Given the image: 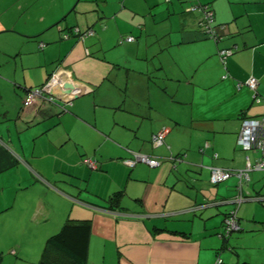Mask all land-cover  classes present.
Instances as JSON below:
<instances>
[{
    "label": "crops",
    "instance_id": "1",
    "mask_svg": "<svg viewBox=\"0 0 264 264\" xmlns=\"http://www.w3.org/2000/svg\"><path fill=\"white\" fill-rule=\"evenodd\" d=\"M195 2L226 27L218 42L199 31L197 13L174 26L167 16L156 21L151 9L162 10V0H0V248L10 228L32 233V244L71 219L90 221L88 264H264V174L250 173L240 230L226 243L216 235L237 180L208 181L211 167L242 170L257 158L236 142L242 120L258 119L264 106L236 84L254 77L264 96V0ZM147 20L161 24L152 35L163 42L151 51ZM73 27L93 36L64 39ZM223 49L235 50L224 64ZM56 71L83 95L24 108V92ZM132 153L162 163L130 168ZM178 155L185 163L174 169L167 158Z\"/></svg>",
    "mask_w": 264,
    "mask_h": 264
},
{
    "label": "built area",
    "instance_id": "2",
    "mask_svg": "<svg viewBox=\"0 0 264 264\" xmlns=\"http://www.w3.org/2000/svg\"><path fill=\"white\" fill-rule=\"evenodd\" d=\"M204 7H190L189 11L201 13L200 17V31L208 38L219 41L226 32V27L224 25L216 26L213 25V14L210 11L205 12ZM70 36L76 37L78 40H84L93 36L92 30H81L77 27L72 28L69 32L64 34L63 38L67 39ZM126 43H131L134 41L133 37H126L124 39ZM42 44L40 47L42 48ZM232 55L231 49H224L219 51L218 56L222 64L225 63L227 57ZM227 78L226 75L223 79ZM65 84H71L73 86L72 90H66L64 88ZM258 81L251 77L246 82H238L236 84V89L240 90L246 87L253 93V102L256 104L262 103L264 106V96H260L256 93ZM83 87L74 82L72 79H66L65 75L61 72L52 73L48 80L40 87L36 89H28L24 92L22 105L24 108L31 106L37 101H43L47 104H54L56 99L70 103L71 99L76 95L83 94ZM164 131L159 132L151 137V144L153 147H158L163 144ZM237 146L244 152L256 153L257 158L251 162L248 157H246L245 167L242 170H227L221 168H211L209 182L212 185L220 184L231 177H235L238 180L237 194L231 200L234 205V209L230 211L228 216L223 221V234L228 237L231 233L238 231L240 229L237 218L236 210L239 204L249 199L248 194L242 193L241 187L244 183L249 182L251 172H262L264 173V113L258 119H244L241 122L239 133L237 136ZM205 148L208 147L206 143ZM131 158L125 160V164L133 168L137 164H143L150 168L158 167L161 165L162 161L155 157H151L141 153H132ZM216 158V154L213 156ZM167 161H172L173 166L180 162V158L170 157ZM84 166L91 170L97 169V164L95 160L90 158H85L81 162ZM175 164V165H174ZM221 238L222 236L219 235ZM213 264H223L220 257H217Z\"/></svg>",
    "mask_w": 264,
    "mask_h": 264
},
{
    "label": "trees",
    "instance_id": "3",
    "mask_svg": "<svg viewBox=\"0 0 264 264\" xmlns=\"http://www.w3.org/2000/svg\"><path fill=\"white\" fill-rule=\"evenodd\" d=\"M190 7H201V8L204 7L205 8L204 9L205 12L210 11L213 14V11L210 9L208 4H196V3H194V4H191ZM190 7L186 11V13H188V14H190V13H198L200 15V17H201V13L189 11ZM200 23L201 22H200V19H199V21H198V29H199V31H200V26H201ZM213 25H216V26H221L222 25V24H216L215 23L214 14H213ZM88 30H91V29H88ZM202 35L205 38L210 39L207 36H205L203 33H202ZM210 40H212V39H210ZM214 42L216 43V41H214ZM231 50H232V54H233L235 50H233V49H231ZM171 157H174V158H177V159L180 158V160L182 162H184V159H183L184 155L171 156ZM84 159H82V161ZM168 162L173 164L172 161H168ZM211 168H213V167H211ZM211 168H209V177H210V169ZM231 178H235V177H231ZM208 181H209V178H208ZM248 183L249 182L244 183L242 185V187H241V190H242V193L249 195L248 191L246 190V185ZM217 185H219V184H217ZM237 185H238V180H237L236 186H235L236 192H237ZM120 195L121 194L118 192V193H115V194L111 195L108 198L107 201L110 204L109 209L112 210V208H115V209L119 208V197H120ZM233 209L234 208H232L230 211H232ZM237 210H236V218H237V221H238ZM229 213H227V215L224 217V219L228 216ZM224 219H223V221H224ZM222 228H223V222L221 224L220 231L217 233L216 236H217V238L219 240H221V241L226 243L230 239V237L232 236V233L228 237H225L224 234H223V231H222L223 229ZM90 235H91L90 221H75V220L67 219L63 223V225L60 228L59 232L57 234L49 237L46 240L45 245H44V247L42 249V253H41L40 259H39L37 264H88V247H89ZM219 235H221L222 237L220 238ZM222 263H223V261H222Z\"/></svg>",
    "mask_w": 264,
    "mask_h": 264
},
{
    "label": "rangeland",
    "instance_id": "4",
    "mask_svg": "<svg viewBox=\"0 0 264 264\" xmlns=\"http://www.w3.org/2000/svg\"><path fill=\"white\" fill-rule=\"evenodd\" d=\"M163 2V9L161 10L160 8H153L152 13L155 15V20H159L165 16H167V20L165 22L169 23L167 26H174L178 24V20L180 18H182V13L184 14H188L186 13V11L188 10V8L191 6V4L196 3L195 0H182V1H175V0H162ZM175 2V6H179L180 9L178 10H174L170 4ZM167 10V11H166ZM181 11V12H180ZM198 14V13H197ZM151 20H147L146 22V26L145 29L146 31L144 32L143 38H144V43H143V49L144 51L148 50L151 51L153 50L156 46H158L160 43L162 44V40L161 39H154L153 37V31H158L161 28V24H156L153 25V23L150 22ZM171 23V24H170ZM180 27V25H179ZM149 33H151L149 35ZM135 37H137V35H134ZM141 35L138 36V38L136 39L137 41H139L141 38ZM126 37H124L123 39H125ZM134 39V38H133ZM119 44H120V40H119ZM120 46V45H118ZM114 52H112L113 54ZM155 83H157L158 85H160L159 80L154 79ZM163 87H165V84H163ZM254 156H251V160L253 161ZM228 181V180H227ZM225 181V182H227ZM225 182L220 183L219 185H223ZM247 190V189H246ZM249 191V190H248ZM59 228L58 230H55L54 232H50L48 234V236H46L45 240H42V242H33L32 244H30V238H34V235H32V233L30 232H26V233H20L19 229H13L10 228L8 229L7 234L3 237L2 240L5 241L4 246H2L1 249V253L0 254V264H37L41 253H42V249L45 245L46 240L57 234L59 232ZM235 233V232H234ZM234 233H232V235H234ZM24 236V239L22 241H20V237ZM1 237V234H0ZM1 239V238H0ZM2 243V242H1ZM0 243V245H1ZM11 245H16L17 248H11L14 252L11 253V249L8 250V248ZM19 245L20 248H19ZM8 250V251H7ZM17 255V256H16Z\"/></svg>",
    "mask_w": 264,
    "mask_h": 264
},
{
    "label": "water",
    "instance_id": "5",
    "mask_svg": "<svg viewBox=\"0 0 264 264\" xmlns=\"http://www.w3.org/2000/svg\"><path fill=\"white\" fill-rule=\"evenodd\" d=\"M64 88H65L66 90H72V89H73V86H72L71 84H65V85H64ZM81 95H83V94H81ZM78 96H80V95H76V96H74L73 98H76V97H78ZM73 98H72V99H73ZM72 99H71V100H72ZM56 100L61 101V100H59V98H57ZM180 163H185V162L180 161V162H178L175 166H173V168L176 169V168H177V165L180 164Z\"/></svg>",
    "mask_w": 264,
    "mask_h": 264
}]
</instances>
